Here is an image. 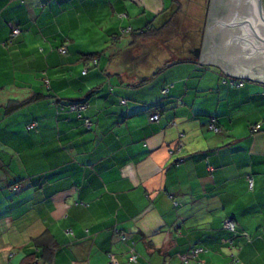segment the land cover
Masks as SVG:
<instances>
[{"label": "crops", "instance_id": "obj_1", "mask_svg": "<svg viewBox=\"0 0 264 264\" xmlns=\"http://www.w3.org/2000/svg\"><path fill=\"white\" fill-rule=\"evenodd\" d=\"M209 9L0 0V264H264V83L237 86L189 53ZM185 11L184 30L166 28L175 48L135 42Z\"/></svg>", "mask_w": 264, "mask_h": 264}, {"label": "water", "instance_id": "obj_2", "mask_svg": "<svg viewBox=\"0 0 264 264\" xmlns=\"http://www.w3.org/2000/svg\"><path fill=\"white\" fill-rule=\"evenodd\" d=\"M189 53L225 75L264 83L263 1L210 0L202 51Z\"/></svg>", "mask_w": 264, "mask_h": 264}, {"label": "built area", "instance_id": "obj_3", "mask_svg": "<svg viewBox=\"0 0 264 264\" xmlns=\"http://www.w3.org/2000/svg\"><path fill=\"white\" fill-rule=\"evenodd\" d=\"M126 31H130V29H127ZM20 32L19 28L18 27H15L12 29L11 31V36H15L17 35L18 33ZM59 52L64 54L66 53V49L64 47H60L59 48ZM245 82V80L243 79H239V80H233L232 83L239 86V85H242L243 83ZM168 89H169V86L168 85H165L162 90H161V93L165 96L168 92ZM87 108V103H84V102H80V103H73L69 106V109L71 110H74L77 112L78 114V117H81L82 115V112L85 111V109ZM158 114H154L152 117H151V120H157L158 119ZM37 123L34 121V122H31L27 125V128L30 129L32 127H34ZM91 125L90 121L88 119H85L84 120V126L89 128ZM260 124H256L254 125L251 130L253 132H257L259 129H260ZM209 129H211L212 131H215V132H218L220 129L219 127L215 124V120L214 119H211L210 123H209ZM181 145V143L178 142L177 144V147L171 149V153L176 151V150H179V146ZM249 188H252L253 187V183H252V179H249ZM223 229H225L226 231H229L230 233H234L235 230H236V224H235V221L234 219L232 218H226L224 219L223 221ZM120 238L121 240H125L126 239V236L123 232H120ZM185 258V257H184ZM129 261L132 262V263H137V256L136 254L134 253L133 250L130 251L129 253V257H128Z\"/></svg>", "mask_w": 264, "mask_h": 264}, {"label": "trees", "instance_id": "obj_4", "mask_svg": "<svg viewBox=\"0 0 264 264\" xmlns=\"http://www.w3.org/2000/svg\"><path fill=\"white\" fill-rule=\"evenodd\" d=\"M175 16V15H174ZM173 16V17H174ZM173 17L170 19V20H168V22H166L161 28H158V29H149V30H144V31H142L141 33H138V32H136V33H133V36H134V40H135V42L137 43V45L139 44V42H141V40L142 39H144V40H148V39H152V38H155V39H157V37L160 35V33L163 31V30H165L166 28H168L169 27V25H171L172 24V21H174L173 20ZM152 44V45H151ZM151 44H149V43H147V42H145V44L144 43H142L141 45H143V47H149V48H147L146 50H148V52H150L151 50H157L158 49V44L157 43H154V42H151ZM145 50V51H146ZM94 55V54H93ZM141 61H142V63H140V60L137 62L138 63V65H140V66H142V67H144V68H147V64H149L148 62H147V60H144L143 58L141 59ZM163 67V66H162ZM162 67H157L155 70H154V72L153 73H148V74H146V75H143V76H137L136 77V80H137V84L136 85H139V84H143V83H145V82H147V81H149L150 80V78H152L153 77V75L157 72V71H159ZM80 102H84V103H86L84 100H78V101H73V102H70V103H68V107L71 105V104H73V103H80ZM22 105V103H19V102H17L16 103V101L15 102H9L8 103V105H7V107H6V109L8 110V111H11V110H14L15 108H17L18 106H21ZM78 115V114H77ZM81 118L83 119V125H84V120L85 119H88V118H85V117H82V115H81ZM89 120V119H88ZM218 126V125H217ZM87 128V127H86ZM90 128V127H89Z\"/></svg>", "mask_w": 264, "mask_h": 264}, {"label": "rangeland", "instance_id": "obj_5", "mask_svg": "<svg viewBox=\"0 0 264 264\" xmlns=\"http://www.w3.org/2000/svg\"><path fill=\"white\" fill-rule=\"evenodd\" d=\"M185 14V15H184ZM188 15H189V11H185V13H182V14H179L178 13V15H176V16H174L173 17V20L174 21H176L177 22V20H178V24H179V31H182V30H184V25H182L183 23H179V22H184L185 20H186V16L188 17ZM183 20V21H182ZM175 22V23H176ZM152 39H155V38H152ZM174 39V32H171V30H167V29H165V30H163L161 33H160V35L157 37V40H158V42L160 43V46L161 47H163V48H169V47H171V49H173V48H175L176 47V45L171 41V40H173ZM148 40H151V39H148ZM187 44L188 43H186V45H185V49H186V47H187ZM159 46V45H158ZM181 46V45H180ZM160 47V48H161ZM158 49V50H156L155 52H159V50H161V49ZM154 52V53H155Z\"/></svg>", "mask_w": 264, "mask_h": 264}]
</instances>
